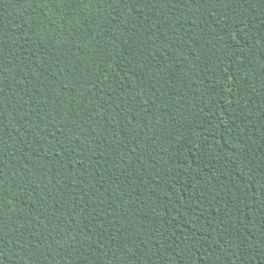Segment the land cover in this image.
Here are the masks:
<instances>
[{"label":"trees","instance_id":"trees-1","mask_svg":"<svg viewBox=\"0 0 264 264\" xmlns=\"http://www.w3.org/2000/svg\"><path fill=\"white\" fill-rule=\"evenodd\" d=\"M0 264H264V0H0Z\"/></svg>","mask_w":264,"mask_h":264}]
</instances>
